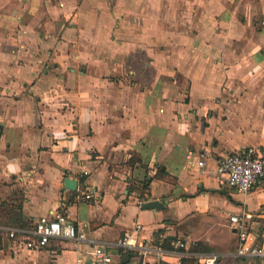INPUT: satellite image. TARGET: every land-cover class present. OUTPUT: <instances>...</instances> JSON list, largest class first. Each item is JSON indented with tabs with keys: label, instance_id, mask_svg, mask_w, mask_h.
<instances>
[{
	"label": "crops",
	"instance_id": "0c3cea01",
	"mask_svg": "<svg viewBox=\"0 0 264 264\" xmlns=\"http://www.w3.org/2000/svg\"><path fill=\"white\" fill-rule=\"evenodd\" d=\"M0 125V200L92 239L22 249L0 232V264H73L93 245L120 264H264L232 256L229 218L251 214L264 241V186L215 172L264 153V0H0ZM126 231L138 246L117 244Z\"/></svg>",
	"mask_w": 264,
	"mask_h": 264
},
{
	"label": "built area",
	"instance_id": "2783aa9c",
	"mask_svg": "<svg viewBox=\"0 0 264 264\" xmlns=\"http://www.w3.org/2000/svg\"><path fill=\"white\" fill-rule=\"evenodd\" d=\"M204 163V159L198 161L200 166ZM215 172L219 182L241 192H248L257 185L264 186V153L256 146L250 145L240 151L222 155L216 161ZM84 196L89 198L91 193L85 192ZM229 218L239 238L232 256L264 259V241H258L256 235L247 226L251 214L234 213ZM0 232L22 249L44 246L54 238L92 242L86 231L62 212H56L52 217L40 216L33 225L26 227L0 224ZM117 244L123 248L138 246L130 231H126L124 236L118 239ZM174 244L185 247V243L181 240L174 241ZM197 255L200 264H217L221 258V255L217 253ZM73 264L120 263L113 259L111 252L104 245H93L89 256L77 257Z\"/></svg>",
	"mask_w": 264,
	"mask_h": 264
},
{
	"label": "trees",
	"instance_id": "16d2710c",
	"mask_svg": "<svg viewBox=\"0 0 264 264\" xmlns=\"http://www.w3.org/2000/svg\"><path fill=\"white\" fill-rule=\"evenodd\" d=\"M0 224L26 227L31 225V219L23 212L22 203L4 199L0 200ZM190 249L198 250L199 247L194 243Z\"/></svg>",
	"mask_w": 264,
	"mask_h": 264
},
{
	"label": "water",
	"instance_id": "95a60500",
	"mask_svg": "<svg viewBox=\"0 0 264 264\" xmlns=\"http://www.w3.org/2000/svg\"><path fill=\"white\" fill-rule=\"evenodd\" d=\"M64 185L65 187L71 188V189H76L77 187L76 180L68 178V177L64 179ZM160 206L162 205L158 200H149V201H145L144 203H142L143 208H151V207L158 208Z\"/></svg>",
	"mask_w": 264,
	"mask_h": 264
},
{
	"label": "rangeland",
	"instance_id": "374dc122",
	"mask_svg": "<svg viewBox=\"0 0 264 264\" xmlns=\"http://www.w3.org/2000/svg\"><path fill=\"white\" fill-rule=\"evenodd\" d=\"M220 185H223L221 182H219ZM237 240V238L234 236V237H230L228 238V243H234L235 241Z\"/></svg>",
	"mask_w": 264,
	"mask_h": 264
}]
</instances>
